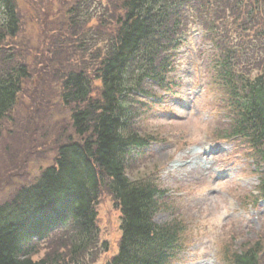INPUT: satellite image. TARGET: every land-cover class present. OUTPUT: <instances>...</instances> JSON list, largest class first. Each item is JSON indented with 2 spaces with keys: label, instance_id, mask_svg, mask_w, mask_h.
<instances>
[{
  "label": "rangeland",
  "instance_id": "rangeland-1",
  "mask_svg": "<svg viewBox=\"0 0 264 264\" xmlns=\"http://www.w3.org/2000/svg\"><path fill=\"white\" fill-rule=\"evenodd\" d=\"M15 1L19 31L1 46L0 71L24 63L30 77L0 124V208L36 188L46 169L58 165L63 146L86 138L73 127L78 107L65 101L64 80L82 72L90 81L91 98L100 97L95 69L124 14L122 0ZM201 2L191 12L183 7L187 30L185 41L174 50L175 71L167 75L170 80L174 76L171 92L145 82L129 107L133 131L155 141L146 150L127 153L126 173L164 191L156 223L184 227L181 253L170 264H229L232 252L264 240V197L257 192V172H264V165L243 139L216 141L228 121L211 62L231 48L239 58L236 65L256 73L254 66L264 60V0L258 6L254 0ZM75 3L83 21L78 20V31L85 35L68 23V10ZM11 53L13 61L5 62ZM108 180L98 194L97 240L89 248L74 249L75 227L67 225L50 234L45 246L31 244L25 251L35 260L57 259L55 264H108L119 251L122 235V212Z\"/></svg>",
  "mask_w": 264,
  "mask_h": 264
},
{
  "label": "trees",
  "instance_id": "trees-1",
  "mask_svg": "<svg viewBox=\"0 0 264 264\" xmlns=\"http://www.w3.org/2000/svg\"><path fill=\"white\" fill-rule=\"evenodd\" d=\"M200 2L122 0L124 14L116 23L119 28L108 39L95 69L96 78L101 81L100 97L91 98L90 81L82 72L70 73L64 80L65 101L78 107L72 116L73 127L77 135L86 138L62 147L58 165L46 169L38 180L34 203L26 200L0 208V264H55L57 260H35L25 251L23 243L27 233L14 224L8 216L9 210L22 212L21 216L28 222H35V230L40 233H45L47 226L52 229L71 217L75 221L72 236L77 240L74 249L89 248V244L97 240L94 202L98 200L106 178L122 212L119 251L108 264H168L175 255L180 247L183 226L178 222L160 225L154 219L164 191L156 185L131 180L126 173L130 149L134 145L143 146L153 138L133 131V111L129 107L131 97L143 90V83L153 81L159 87L166 85V74L172 71L171 50L179 45L188 21L184 19L183 7L191 12L196 6L200 9ZM253 3L258 6L259 0ZM202 5L208 6L204 2ZM16 6L15 0H0L3 14L0 52L7 36H16L19 31ZM77 6L75 3L69 8L68 13L72 16L68 23L78 31V20L83 21L78 16ZM78 32V35H85L84 30ZM238 59L236 52L227 48L218 56L214 66L224 94L221 102L228 116L225 117L228 128L222 132V138L244 139L264 165V60L254 66L256 73L252 74L249 67L236 65ZM12 61L11 53L5 62ZM29 77L30 72L24 63L0 71V124L16 105L22 85ZM258 192L264 196V172ZM77 200L80 201L76 203L77 218L74 211L73 217H64L60 213L62 209L54 207L59 201L68 205ZM31 207L35 208L34 212ZM36 213L46 216L34 219ZM263 252L264 240L255 241L232 252L229 264H264Z\"/></svg>",
  "mask_w": 264,
  "mask_h": 264
},
{
  "label": "bare ground",
  "instance_id": "bare-ground-1",
  "mask_svg": "<svg viewBox=\"0 0 264 264\" xmlns=\"http://www.w3.org/2000/svg\"><path fill=\"white\" fill-rule=\"evenodd\" d=\"M28 192H30V193H27V194L24 193L23 196L15 195L13 200L9 204L11 206L12 205L15 206L18 203L26 202V200H29L30 201L29 203H34L35 201L33 200V198L36 197V195H35L36 194V188H34L32 190L30 189V191H28ZM21 197H23V199H21ZM45 198H47V197H45ZM54 202H55V200H54ZM48 203H50V202H48ZM76 203H80V201L77 200L75 203H72V204L68 203V205L59 201V203L56 202L54 204V207H59L60 209H62L63 212H60V213H62V215L64 217H68L70 215L73 217V215H72L73 211H74V213L78 212V210H77L78 205ZM9 213L10 214H8V216H10V218H12V220L15 222L14 224H16L18 227H21L27 233V235L25 236L26 239L24 240V243H23L24 247L29 246L31 244L32 245L34 244V246L38 245V248H40L41 246H45L47 244L49 235H47L46 233L49 231L50 232L53 231V229H48L45 233L44 232L40 233L39 230H35V227H33L25 219V217L21 216L22 212H19V210L13 211V212L11 210H9ZM34 216H35L34 219H38V217L46 216V215L45 214L42 215V213H36ZM75 217H76V213H75ZM45 228H46V226H45ZM33 247H32V249H33Z\"/></svg>",
  "mask_w": 264,
  "mask_h": 264
}]
</instances>
